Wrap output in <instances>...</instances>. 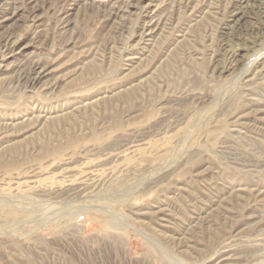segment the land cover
Instances as JSON below:
<instances>
[{"label": "rangeland", "instance_id": "rangeland-1", "mask_svg": "<svg viewBox=\"0 0 264 264\" xmlns=\"http://www.w3.org/2000/svg\"><path fill=\"white\" fill-rule=\"evenodd\" d=\"M179 1L0 0V39L20 37L0 54L18 123L0 135V264H264V78L241 75L260 46L214 33L226 0ZM236 1V29L262 36L264 0ZM152 11L164 48L139 29ZM36 59L39 89L18 86Z\"/></svg>", "mask_w": 264, "mask_h": 264}, {"label": "bare ground", "instance_id": "bare-ground-1", "mask_svg": "<svg viewBox=\"0 0 264 264\" xmlns=\"http://www.w3.org/2000/svg\"><path fill=\"white\" fill-rule=\"evenodd\" d=\"M179 5L182 4V9H190V13H195V11L198 9V8H201L202 5H207L208 4V0H180L178 2ZM211 4H209L208 6V13H211L213 14L212 10H211ZM146 7V6H145ZM206 7V6H205ZM242 7L240 6V4L238 3V1L236 0H226V6H225V11H226V14H230V22H232V24H229L228 22H226V20H223V19H220V22L218 24V26L216 27L215 29V32L214 33H219L220 35L221 34H227L228 35H231V36H234L233 39L235 40H238V41H248L251 43L252 46H254L255 44L259 45L260 47L257 49V51H255L253 57L248 60L249 62L246 64V66L244 67V69L241 71V75L243 77H246L248 75H252L253 77H261V78H264V20H261L262 19V15H261V12H259V15H260V23H261V29H263V32H262V36L260 37H255L253 36V33L250 31V29H246V30H241V29H236V27L234 26V24L236 22L239 21L240 17L241 16H237L238 14V11L241 9ZM120 7H113L111 9H109L108 11L105 12V14L103 15L104 16V19L105 21L107 22H115V20L118 18V15L120 13ZM124 11V10H123ZM122 11V12H123ZM35 11L33 10L32 13H34ZM62 11H58L57 12V15L58 16H62ZM141 13V12H140ZM179 13V15L175 16L176 19H180L181 17H183L184 13L182 12V10L180 12H177V14ZM258 15V16H259ZM145 16V21L143 22V24H141V26H139V29L142 31L144 30H148L150 32V37H154V35L157 33V34H160L161 38H159V40H156V42L154 43V45L158 47V49L160 48H164L166 47L170 42V38H169V35L167 34V36L164 35V28L166 29V22H165V17L166 16H161L159 15V13L157 11L155 12H145L144 14ZM237 16V17H236ZM64 17V16H63ZM63 17L61 18V20L63 19ZM174 18V19H175ZM143 20V19H142ZM168 20V18H167ZM223 20V21H222ZM64 21L61 22V24H63ZM226 22V23H225ZM110 23V24H111ZM224 23V24H223ZM221 24H223L222 26H226L228 28H231L232 29V32L230 33H227V32H222L223 30H221L223 27L221 26ZM123 25V24H122ZM127 29V28H126ZM138 29V30H139ZM221 30V31H220ZM159 32V33H158ZM213 33V34H214ZM128 35V34H127ZM144 36V35H143ZM229 36V37H231ZM218 37H221V36H218ZM251 39V40H250ZM19 40H20V37L19 36H16L14 34H8L4 37H2L0 39V54H3V55H6V54H11L15 49H17V44L19 43ZM228 40V39H227ZM230 41H232V38L229 39ZM194 42V40H193ZM153 45V46H154ZM192 47H194V49H192L189 54L193 55V54H196L198 55V53H201L202 52V57L209 63L210 61H212V59L214 58V53H213V50H210L209 52V49H207V46L204 44L202 46V49H199V48H196L195 44H192L191 45ZM238 46L240 47L241 45L234 42V45L232 46L233 49H232V54L231 56L234 57L236 56L235 54V47ZM198 47V46H197ZM206 52L207 55H206ZM127 58L125 59L126 61H132L133 59L137 58V54L135 55L134 53L132 54H127L126 55ZM206 57V58H205ZM194 59V58H193ZM262 59V60H261ZM261 60V61H260ZM263 62V63H262ZM47 64V63H46ZM46 64L39 60V59H36V60H33L31 62L28 63V68H27V72H26V76L23 77L22 79H17L16 80V83L17 85L19 86L20 84H24L25 87L29 88L30 90H34L36 89H39V84L41 82V80L47 75L46 73ZM200 64V63H199ZM18 67V66H17ZM259 67V68H257ZM257 68V69H256ZM242 77V78H243ZM23 81V83H20V81ZM15 81V80H14ZM253 84V83H252ZM17 86V87H18ZM166 87V86H165ZM244 88H248V90H250L251 87H249V84L245 85ZM36 89V90H37ZM30 98V97H29ZM199 99V98H198ZM251 100H256L258 101L257 99H252ZM248 101V100H247ZM178 103V102H177ZM257 103H263V101H259ZM264 107V106H263ZM69 108V107H68ZM264 109V108H263ZM33 115H31L32 117L31 118H27V120H24L25 123L27 124H31L33 125L34 127H36L37 125H39L44 119H46V114H43V115H40L39 112L40 110L37 108V107H33ZM31 111V110H30ZM38 112V114H37ZM1 114V113H0ZM67 115V113H66ZM3 116V115H2ZM0 115V135H2L3 133L9 131V130H12L13 128H15L18 123L17 122H14L13 120H11L10 122L6 121L7 119L2 117ZM130 124V123H129ZM32 126V127H33ZM31 127V128H32ZM261 129V128H260ZM32 130V129H31ZM262 132V131H261ZM2 137H5V136H2ZM1 137V138H2ZM0 138V139H1ZM3 141V140H2ZM7 141V140H6ZM130 141V140H129ZM137 141V140H135ZM4 143V142H3ZM141 145H144L141 144ZM137 146L136 143H129L126 148L128 151H131L133 148H135ZM139 147V146H138ZM155 148H158V147H155ZM136 149H138L136 147ZM135 149V150H136ZM134 150V149H133ZM142 152V150H140ZM133 152V151H132ZM234 164V163H233ZM41 167V166H40ZM21 179V178H20ZM39 180V179H38ZM42 180V179H41ZM38 182L37 179H31L29 181H26L24 183H27L29 186H32L33 189H37L38 188ZM23 183V182H22ZM21 184V183H19ZM18 185V184H17ZM23 185V184H22ZM40 188V187H39ZM219 194V193H218ZM157 208V207H156ZM154 210V209H153ZM161 213H163V209L161 208H158L155 212H154V215L157 216V215H161ZM148 215V214H147ZM264 226V225H263ZM217 251V250H216ZM227 250L225 251H222L223 252H226ZM261 251V250H260ZM222 256V255H221ZM250 257V256H249ZM258 259V258H257ZM232 262V261H231ZM235 262V261H234ZM223 263V262H221Z\"/></svg>", "mask_w": 264, "mask_h": 264}]
</instances>
